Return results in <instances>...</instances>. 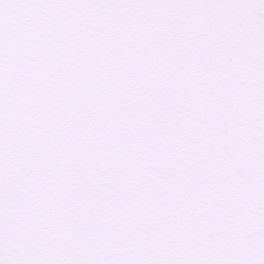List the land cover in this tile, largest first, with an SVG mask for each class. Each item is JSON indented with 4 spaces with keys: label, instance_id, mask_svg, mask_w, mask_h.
<instances>
[{
    "label": "snow or ice",
    "instance_id": "1",
    "mask_svg": "<svg viewBox=\"0 0 264 264\" xmlns=\"http://www.w3.org/2000/svg\"><path fill=\"white\" fill-rule=\"evenodd\" d=\"M0 264H264V0H0Z\"/></svg>",
    "mask_w": 264,
    "mask_h": 264
}]
</instances>
